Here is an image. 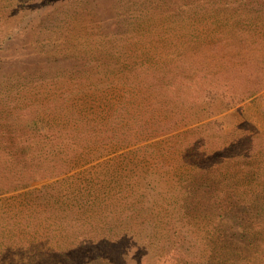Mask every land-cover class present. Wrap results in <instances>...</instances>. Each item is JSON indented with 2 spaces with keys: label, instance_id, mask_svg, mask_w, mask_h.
<instances>
[{
  "label": "rangeland",
  "instance_id": "374dc122",
  "mask_svg": "<svg viewBox=\"0 0 264 264\" xmlns=\"http://www.w3.org/2000/svg\"><path fill=\"white\" fill-rule=\"evenodd\" d=\"M0 264H264V0H0Z\"/></svg>",
  "mask_w": 264,
  "mask_h": 264
},
{
  "label": "trees",
  "instance_id": "16d2710c",
  "mask_svg": "<svg viewBox=\"0 0 264 264\" xmlns=\"http://www.w3.org/2000/svg\"><path fill=\"white\" fill-rule=\"evenodd\" d=\"M244 3V2H243Z\"/></svg>",
  "mask_w": 264,
  "mask_h": 264
}]
</instances>
